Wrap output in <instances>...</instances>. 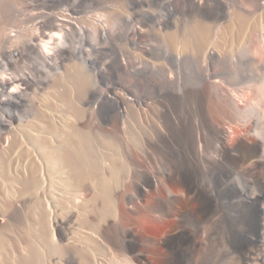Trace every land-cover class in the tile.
I'll list each match as a JSON object with an SVG mask.
<instances>
[{
    "label": "bare ground",
    "instance_id": "6f19581e",
    "mask_svg": "<svg viewBox=\"0 0 264 264\" xmlns=\"http://www.w3.org/2000/svg\"><path fill=\"white\" fill-rule=\"evenodd\" d=\"M168 8L183 17H197L196 37L207 38V44L205 39L192 43L182 28L175 35L183 51L191 44L203 56L198 81L191 85L182 80L181 49L166 51L162 57L151 54L164 25L160 15ZM108 13L114 15L110 22ZM119 37L128 47L109 50ZM235 46L244 52L242 62L258 74L257 80L237 77L240 59L229 53ZM74 57L98 72L118 77L94 91L99 99L116 101L115 117L122 115L123 102L144 112L154 105L160 109L159 140H145L144 147L163 165L161 178L147 175L164 190L163 198L156 196L155 218L168 215L180 197L201 199V215L184 221L183 238L171 241L161 264H211L222 235L235 252L231 264H264V0H0V172L6 167L4 153L12 161L23 162L31 152L36 157L37 162L29 158V180L31 186L41 180L35 176L40 170L43 183L50 188L49 195L44 190L40 194L50 209L52 262L104 264L89 248L97 237L117 264H149L145 251L132 253L126 245L127 240L138 243L136 224L129 216L87 214L76 223L77 209L54 206L52 189H58L64 201L72 198L76 202L93 184L107 211L113 209L109 178L86 168L87 138L75 131L71 141L59 138L56 143L62 149L54 151L41 139L48 138L41 122L30 124L33 121L28 120L37 108L52 112L36 97L43 89L37 65L56 69ZM160 58L164 61L159 62ZM153 69L159 73L153 74ZM125 79L149 87L152 94L129 91L121 82ZM255 80L263 81L261 88ZM27 127L34 130L32 134ZM83 143L85 149H80ZM132 155L127 159L131 169L141 171L145 166L132 161ZM108 167L113 176V164ZM72 176L83 183L69 192L65 183ZM176 176L182 184L174 189L171 182ZM11 215L10 210L0 208V222ZM70 228L78 236L68 243L70 248L60 250L58 242ZM245 237L250 239L247 247ZM146 241L151 243V237Z\"/></svg>",
    "mask_w": 264,
    "mask_h": 264
},
{
    "label": "rangeland",
    "instance_id": "374dc122",
    "mask_svg": "<svg viewBox=\"0 0 264 264\" xmlns=\"http://www.w3.org/2000/svg\"><path fill=\"white\" fill-rule=\"evenodd\" d=\"M160 16L164 21V25L158 33L159 35L157 34L158 40L152 43L153 50H151V54L153 56L162 57L166 51L173 53L183 51L177 40H175V35L181 28L185 32L188 41L202 43L201 40L205 39L203 42L206 43V35L205 38L196 37L199 34L196 35L193 30L199 25L197 17L188 15L183 17L174 8H170V10L168 8ZM113 19L114 15L108 13L107 22ZM117 27L120 28L119 25ZM188 34L190 37L187 36ZM118 39L115 43L116 46H108L109 50L117 51L120 48L128 47L124 38L119 37ZM131 50L137 56L139 54L143 55L141 50ZM240 50L239 46H235L229 51L230 54L235 55V57L238 56L240 59L235 68L237 77L242 81L245 79L257 80L258 74L251 71L247 64H243L245 54ZM184 51L181 52L183 58L179 63V68L184 83L191 85L198 81L197 71L201 65L200 62L203 61V56L191 44L187 46L186 50L184 48ZM259 53L256 56L259 57L261 54ZM94 57L98 58V61L100 60L99 55L95 54ZM158 60L159 62L164 61L162 58ZM37 67L39 81L43 82V89L37 91L38 93L36 92V97L44 105L46 103L52 112L47 113L42 108L35 109L34 114L28 117V120L33 121L30 124L41 122L44 132H46L45 136L48 137L41 139L47 142H45L47 148L54 149V151L62 149L61 143H59L60 145L56 143L61 137L64 141H71L72 137L70 136L75 131L86 137L88 143H86V159L88 161L86 168L93 171L97 170L94 173L108 177L112 192L111 203L113 209L111 211H107L102 198L96 196L97 189L93 184L88 185L87 189L83 191L82 197L76 202L72 198L69 199V202L64 201L65 198H60L61 195H59L58 189H52L53 196H56L53 199L54 206L56 204L61 209H65V207L77 209L78 212H76L74 218L76 223H79L81 218L87 214L95 215V213H99L101 218L121 214L126 215V217L129 216L128 218L136 224L134 227L137 231L138 243H129L127 240V247L132 253L139 250L145 251L149 258V264H161L162 256L166 253L171 241L183 238V227L186 226L187 219L201 215V199L197 195L189 199L180 197L173 203L172 211L168 215H164V218L161 219L155 218L158 214L155 213L153 207L159 201L156 196L163 198L164 190L157 183L151 182L147 175L154 173L161 178L163 165L149 156L150 153L144 147L145 140L151 143L159 140L160 131L162 130L159 122L160 109L157 105H154L144 112L138 110L136 105L132 103L123 102L124 104L121 103L120 108L124 110H122L123 116L121 115V118L115 117L114 114L118 108L116 101L113 98L99 99L94 91L104 87L107 82L118 81V77L110 72L108 73V71L98 72L94 66L81 58L69 59L60 68L56 69L42 67L39 64ZM154 70L150 71L153 74L159 73L158 70ZM256 80L254 82H256L257 87L261 88L263 81ZM121 82L126 85L127 89H130L129 91L137 95L149 96L152 94L149 87L141 86V84L129 81V79ZM16 124L19 126L17 122ZM27 128L30 131L28 134H32L34 130L31 127ZM83 145L84 143L80 144V149H85ZM129 154L132 155V157L130 156L132 161L136 160L135 163L145 166L141 171L136 170L135 172L131 169L130 163L127 161ZM5 155V153L2 154V158L4 157L2 160H4L6 167L4 171L0 172V208L10 210L12 215L0 222V264H65L63 261L57 263L51 261L52 251L49 253V248L53 244V239L50 209L40 194L44 190L49 195L48 190L50 188L43 183L40 170L34 173L41 180L37 179L38 182L33 183L35 185L32 184L31 186L30 184L29 179L31 178L32 169L28 162L31 159V162L35 161L36 157L31 152V156H27L28 158H24L25 160L22 162L19 160L12 161L11 156L6 155V157ZM145 155L148 156L150 162L145 158ZM112 164L115 169H113V176H109L108 166ZM67 182L65 183L67 184L66 190L69 192L83 183L79 180L80 184H78L79 182L74 176L68 179ZM75 184L76 186H74ZM181 184V177L177 176L171 182L174 189ZM57 185L55 182V186ZM95 197L97 198L95 199ZM58 214L62 215V213ZM166 220L168 222H165ZM65 233L61 240L57 241L62 246L59 248L60 250L64 246L70 248L71 244L68 243H71L78 236H76L77 231L75 232V229L72 228L65 230ZM223 236L217 244L218 247L215 248L211 264H231V261L235 258V252L229 245L227 238ZM146 237H151V243L146 241ZM94 239L96 240L95 244L92 242L91 246L88 245L89 248H92L103 258L104 264H117L111 255L107 253L108 251L102 245L101 240L97 237H94ZM243 243L244 245L246 243V247L250 245L249 237H245ZM80 253L82 254V252ZM88 255L92 258L90 252ZM136 262L140 263L139 260Z\"/></svg>",
    "mask_w": 264,
    "mask_h": 264
}]
</instances>
